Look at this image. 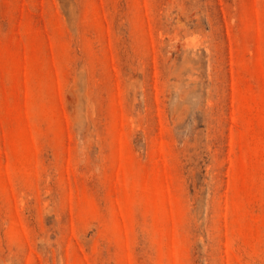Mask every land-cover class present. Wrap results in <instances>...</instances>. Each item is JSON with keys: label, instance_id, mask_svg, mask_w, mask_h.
<instances>
[{"label": "rangeland", "instance_id": "rangeland-1", "mask_svg": "<svg viewBox=\"0 0 264 264\" xmlns=\"http://www.w3.org/2000/svg\"><path fill=\"white\" fill-rule=\"evenodd\" d=\"M0 264H264V0H0Z\"/></svg>", "mask_w": 264, "mask_h": 264}]
</instances>
